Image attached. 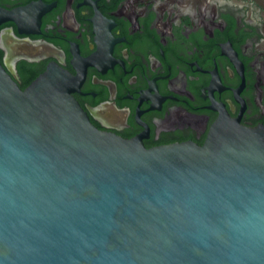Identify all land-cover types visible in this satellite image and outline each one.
I'll return each mask as SVG.
<instances>
[{
	"label": "water",
	"instance_id": "obj_1",
	"mask_svg": "<svg viewBox=\"0 0 264 264\" xmlns=\"http://www.w3.org/2000/svg\"><path fill=\"white\" fill-rule=\"evenodd\" d=\"M79 83L54 64L21 89L0 62V264H264V130L147 149L98 129Z\"/></svg>",
	"mask_w": 264,
	"mask_h": 264
},
{
	"label": "flooded vegetation",
	"instance_id": "obj_2",
	"mask_svg": "<svg viewBox=\"0 0 264 264\" xmlns=\"http://www.w3.org/2000/svg\"><path fill=\"white\" fill-rule=\"evenodd\" d=\"M8 17L0 62L19 87L58 65L101 131L152 149L203 146L222 117L264 130V0H0Z\"/></svg>",
	"mask_w": 264,
	"mask_h": 264
},
{
	"label": "trees",
	"instance_id": "obj_3",
	"mask_svg": "<svg viewBox=\"0 0 264 264\" xmlns=\"http://www.w3.org/2000/svg\"><path fill=\"white\" fill-rule=\"evenodd\" d=\"M37 76H38V74L36 73V74H33V76H31L28 80H27V83L29 84V83H31L35 78H37ZM26 83V84H27ZM21 89H25L24 87H22Z\"/></svg>",
	"mask_w": 264,
	"mask_h": 264
},
{
	"label": "bare ground",
	"instance_id": "obj_4",
	"mask_svg": "<svg viewBox=\"0 0 264 264\" xmlns=\"http://www.w3.org/2000/svg\"><path fill=\"white\" fill-rule=\"evenodd\" d=\"M8 16H11L10 14Z\"/></svg>",
	"mask_w": 264,
	"mask_h": 264
}]
</instances>
